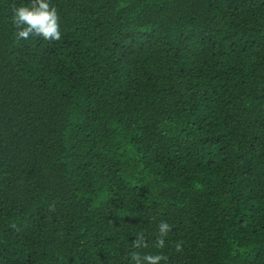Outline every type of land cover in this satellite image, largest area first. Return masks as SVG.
Masks as SVG:
<instances>
[{
	"label": "trees",
	"instance_id": "trees-1",
	"mask_svg": "<svg viewBox=\"0 0 264 264\" xmlns=\"http://www.w3.org/2000/svg\"><path fill=\"white\" fill-rule=\"evenodd\" d=\"M30 2L0 0V264H128L141 231L264 264V0H50L61 39L17 40Z\"/></svg>",
	"mask_w": 264,
	"mask_h": 264
},
{
	"label": "clouds",
	"instance_id": "clouds-1",
	"mask_svg": "<svg viewBox=\"0 0 264 264\" xmlns=\"http://www.w3.org/2000/svg\"><path fill=\"white\" fill-rule=\"evenodd\" d=\"M31 6L15 7L12 13V23L17 40H28L38 36L46 41H58L62 37L60 30V17L56 7L50 0H31ZM54 211V209H53ZM172 227L167 221H161L158 225V235L155 239V247L164 249L166 240ZM135 250L128 253V264H167L168 257L162 252L153 254L141 251L148 247L145 234L141 231L135 234V240L131 244ZM176 250H181V245H176Z\"/></svg>",
	"mask_w": 264,
	"mask_h": 264
}]
</instances>
